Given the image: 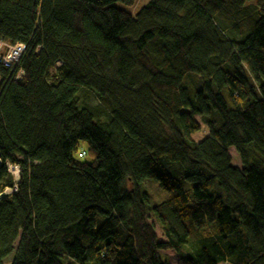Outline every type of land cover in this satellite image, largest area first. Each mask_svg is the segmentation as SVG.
Instances as JSON below:
<instances>
[{"label":"trees","instance_id":"1","mask_svg":"<svg viewBox=\"0 0 264 264\" xmlns=\"http://www.w3.org/2000/svg\"><path fill=\"white\" fill-rule=\"evenodd\" d=\"M119 1L0 0V264H264V0Z\"/></svg>","mask_w":264,"mask_h":264},{"label":"rangeland","instance_id":"2","mask_svg":"<svg viewBox=\"0 0 264 264\" xmlns=\"http://www.w3.org/2000/svg\"><path fill=\"white\" fill-rule=\"evenodd\" d=\"M149 0H136L135 3L133 5H130V7L128 6H125L122 2H116L115 4L119 7H125L126 9H128L129 11L131 12H136L138 11L140 8H141V5L145 4L146 2H148ZM227 34V32H226ZM1 46V45H0ZM1 49V52H6V47L5 46H1L0 47ZM1 77H0V82H1ZM80 97V95H79ZM80 106L81 105H85V104H88V105H95L98 103V98L96 97L95 94L91 93L89 96H88V99L86 101H82L81 97H80ZM195 119L197 120V122H199L200 124V129L195 131L193 134H192V138L196 141H199L201 138H203L204 136L207 135V130H206V126L203 122L200 121V117L199 116H195ZM228 151L229 153L231 154V157H232V163H234V165H237L239 167H241V163L239 162V158L237 156V153L235 152V149L234 147H229L228 148ZM7 170H8V167H7ZM13 167L12 168H9L8 172L11 173V176H12V179H15L14 178V173H13ZM6 188H10V187H6ZM144 188L146 189V192H147V205L150 206V205H153V204H156V203H159L160 201H163V200H167L171 197V195H173L175 193V191H165L163 190L162 188H160L158 186V183L153 180V179H145L144 180ZM1 192V191H0ZM1 194V193H0ZM2 196H6V194H1L0 195V198ZM190 229V228H189ZM194 232L192 231V229H190V235L188 237V241L184 244V246L180 249L181 251V254L184 256V254L186 252H188V244L190 243V238L194 239L196 237V234H194ZM193 236V237H192ZM18 239H15L14 242H13V248L15 249L17 243H18ZM13 254H14V251H12L11 254H9L8 256H6L4 258V264H10L11 260H12V257H13ZM218 264H230L229 262H220Z\"/></svg>","mask_w":264,"mask_h":264},{"label":"built area","instance_id":"3","mask_svg":"<svg viewBox=\"0 0 264 264\" xmlns=\"http://www.w3.org/2000/svg\"><path fill=\"white\" fill-rule=\"evenodd\" d=\"M0 45L3 47H6V52H1L0 50V64L2 66H6L9 68H14L15 64H17L19 58L21 57V53L24 50L25 44L19 42V41H15L14 43H10L6 40H0ZM0 46V47H1ZM20 72H18L19 74ZM17 74V75H18ZM84 153V151H80L79 156H82ZM7 167L8 170L9 168L13 167V173H14V178L13 179V184L10 186V188H5L3 191H1L0 193L2 194H6L8 195L10 192L12 191H16V179L18 177V172H17V165L11 164L10 162L7 163ZM0 194V195H1Z\"/></svg>","mask_w":264,"mask_h":264},{"label":"bare ground","instance_id":"4","mask_svg":"<svg viewBox=\"0 0 264 264\" xmlns=\"http://www.w3.org/2000/svg\"><path fill=\"white\" fill-rule=\"evenodd\" d=\"M57 65V64H56Z\"/></svg>","mask_w":264,"mask_h":264}]
</instances>
